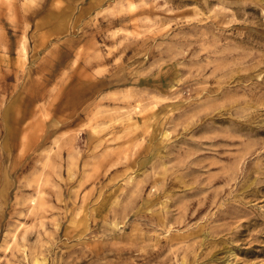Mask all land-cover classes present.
I'll use <instances>...</instances> for the list:
<instances>
[{
    "label": "rangeland",
    "instance_id": "1",
    "mask_svg": "<svg viewBox=\"0 0 264 264\" xmlns=\"http://www.w3.org/2000/svg\"><path fill=\"white\" fill-rule=\"evenodd\" d=\"M0 264H264V0H0Z\"/></svg>",
    "mask_w": 264,
    "mask_h": 264
}]
</instances>
